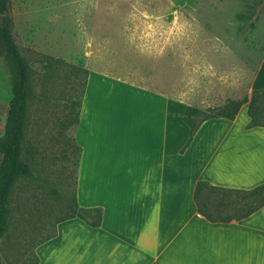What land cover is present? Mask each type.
I'll return each mask as SVG.
<instances>
[{
    "label": "rangeland",
    "instance_id": "obj_1",
    "mask_svg": "<svg viewBox=\"0 0 264 264\" xmlns=\"http://www.w3.org/2000/svg\"><path fill=\"white\" fill-rule=\"evenodd\" d=\"M8 6L12 39L28 62L21 159L32 175L11 189L1 264H32L35 245L71 211L79 154L71 108L82 103L85 70L181 101L172 111L179 121L187 105L207 109L250 97L252 81L253 89H264V0H8ZM15 71L8 56L0 57V90L8 98ZM243 121L241 114L237 124Z\"/></svg>",
    "mask_w": 264,
    "mask_h": 264
},
{
    "label": "crops",
    "instance_id": "obj_2",
    "mask_svg": "<svg viewBox=\"0 0 264 264\" xmlns=\"http://www.w3.org/2000/svg\"><path fill=\"white\" fill-rule=\"evenodd\" d=\"M87 71L73 130L81 150L74 199L80 208H101V223L56 221L34 247L37 264H264V205L239 220L211 222L193 200L197 180L238 189L264 182V127H244L246 104L233 120L204 121L180 153L187 128L172 111L181 101ZM9 99L0 95V136Z\"/></svg>",
    "mask_w": 264,
    "mask_h": 264
},
{
    "label": "trees",
    "instance_id": "obj_3",
    "mask_svg": "<svg viewBox=\"0 0 264 264\" xmlns=\"http://www.w3.org/2000/svg\"><path fill=\"white\" fill-rule=\"evenodd\" d=\"M8 9V0H0V57L8 56L16 67L4 132L0 136V154L2 155L0 161V239L5 236L8 230L11 211L9 204L11 189L19 177L32 175L29 164L21 159L28 97V62L12 39L10 32L11 16ZM85 72L87 73L88 71L85 70ZM243 104H246V114L249 117V121L244 127L246 129L254 126L264 127V89L252 90L250 97H243L238 100L229 99L222 107L202 109L187 105L181 117V122L187 128V138L179 152H184L195 132L204 121L211 118L233 120ZM75 105L77 106L76 110L73 107L71 108L74 113V129L78 123L81 100ZM75 147L80 154V147L76 143ZM211 194H217L218 198L213 201L210 200L209 196ZM193 200L197 212L208 221L228 222L239 220L264 205V182L251 189H238L212 185L206 180H197L194 187ZM71 203V211L57 221L78 217L90 226L97 227L100 225L101 208H80L74 198ZM48 238L49 236L45 239ZM37 263L38 257L34 253L32 264Z\"/></svg>",
    "mask_w": 264,
    "mask_h": 264
}]
</instances>
